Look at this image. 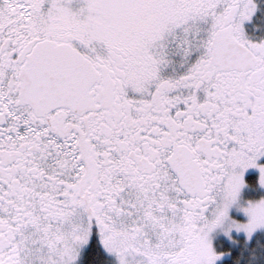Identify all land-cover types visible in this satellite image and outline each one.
I'll list each match as a JSON object with an SVG mask.
<instances>
[{
    "label": "snow or ice",
    "instance_id": "obj_1",
    "mask_svg": "<svg viewBox=\"0 0 264 264\" xmlns=\"http://www.w3.org/2000/svg\"><path fill=\"white\" fill-rule=\"evenodd\" d=\"M0 264H264V0H0Z\"/></svg>",
    "mask_w": 264,
    "mask_h": 264
}]
</instances>
